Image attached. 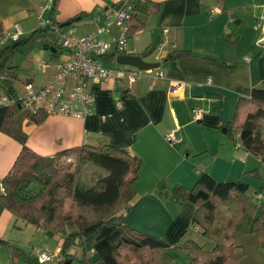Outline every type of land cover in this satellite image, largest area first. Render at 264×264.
<instances>
[{
    "label": "crops",
    "instance_id": "obj_1",
    "mask_svg": "<svg viewBox=\"0 0 264 264\" xmlns=\"http://www.w3.org/2000/svg\"><path fill=\"white\" fill-rule=\"evenodd\" d=\"M130 1L136 0H0L2 34L15 33L17 27L21 40L40 27L41 17L56 26L79 19L71 27L76 36H86L105 26L118 5ZM151 1L159 4L158 10L137 16L133 27L140 29L129 36L125 55L159 63L174 51L185 52L173 62L174 69L162 63V79L141 76L124 96L125 80L90 82L88 90L95 96V103L92 115L84 119L45 116L41 123L33 124L24 111L18 117L17 108L13 129L25 137L29 149L44 157L74 147L110 143L140 159L141 167L133 184L135 196L124 222L172 246L189 227L195 209L190 204L179 208L168 203L166 208L171 217L168 215L162 193L157 191L162 182L169 186L168 176L187 189L203 173L216 182L241 179L253 193L260 183L246 174L258 170L264 180V166L259 159L238 146L235 140L238 131L234 138L232 128L225 129L234 120L239 98H248L254 88L264 89V45L255 44L264 36L261 25L264 0L251 8L241 3L229 4L230 0L220 6L213 3L215 0ZM49 5L52 10H45ZM255 26H259L257 31ZM48 40L49 37L38 39L52 55ZM54 55L51 62L69 58L61 52ZM100 61L108 64H101L106 68L116 67L114 50ZM50 70L47 82L54 72ZM179 82H183L182 87L172 92L170 88ZM194 107L202 110L201 120H194ZM244 117L240 116V122ZM171 131L181 139L174 147L165 141ZM20 150L17 140L0 132V181ZM166 195L167 200L169 191ZM153 228L157 232H152ZM26 231L35 236L40 233V238L44 234L41 229L16 220L0 202V264H31V255L24 260L19 237ZM40 241L44 242L45 251L32 245L30 254H35L32 264H37L40 255L58 256L64 242L58 235L45 236ZM13 250L22 254H13Z\"/></svg>",
    "mask_w": 264,
    "mask_h": 264
},
{
    "label": "trees",
    "instance_id": "obj_2",
    "mask_svg": "<svg viewBox=\"0 0 264 264\" xmlns=\"http://www.w3.org/2000/svg\"><path fill=\"white\" fill-rule=\"evenodd\" d=\"M215 1L223 5L227 0ZM128 4L134 9L129 22L131 36L140 29V26L133 27L137 16L158 10L159 4L151 0L130 1ZM55 26L49 21V25L39 27L21 39L20 45L49 37L48 42L53 45L52 53L55 54L52 56L58 55L60 51L53 43ZM16 43L11 42L0 49V73L7 75L5 82L0 83V95L14 90L8 80L16 78L17 67L8 65L7 61L19 46ZM184 55L185 52L174 51L162 63L172 64ZM126 90L125 85L122 96L127 94ZM251 106L256 108L254 112H248ZM12 108L0 107V132L17 140L21 150L2 179L4 191L0 194V202L24 225L41 229L48 238L55 235L63 238L60 254L54 261L44 264H68L67 261L73 259L68 254L69 248L78 245L85 249L87 243L90 244L89 250H85L78 264H171L172 246L139 233L124 222L135 196L133 184L141 167L140 159L110 143L74 147L51 157L40 156L26 146L24 136L14 132L17 108ZM242 115L245 117L240 122ZM45 116L43 112H37L26 117L30 123L39 124ZM232 127L238 131L235 139L238 146L264 166V89L254 88L248 98H239L234 120L225 129L229 131ZM71 156L75 157V168L72 172H63L60 162ZM86 164L106 173L90 187H86L80 178L81 168ZM246 175L262 181L259 191L251 193L248 184L241 179L216 182L207 173L200 175L190 189L181 185L173 188L171 200L194 206L191 224L199 226L213 245L210 251H205L188 240L184 252L187 257H192V264L237 263L244 255L243 247L235 242L237 234H253L259 247H264V199L261 196L264 180L258 170ZM13 254L22 252L13 250Z\"/></svg>",
    "mask_w": 264,
    "mask_h": 264
},
{
    "label": "built area",
    "instance_id": "obj_3",
    "mask_svg": "<svg viewBox=\"0 0 264 264\" xmlns=\"http://www.w3.org/2000/svg\"><path fill=\"white\" fill-rule=\"evenodd\" d=\"M45 10L51 11V5L47 6ZM212 13H216L215 10H212ZM133 15V7L128 3L122 4L105 26L86 36H76L75 29L71 26L62 32L55 26L54 46L61 53L69 55L68 60L41 64L40 72L51 68L54 70L48 82L42 86L28 82L20 92L14 89L8 93H1L0 107H15L23 110L26 114L43 112L46 116L84 119L92 115L95 103V96L88 90L90 82L106 80L122 82L125 80L127 90H129L141 76L151 75L162 79V61L159 62L158 69L146 72L118 65L114 68H106L100 63L101 58L107 56L112 50L116 57L125 55L126 43L129 38V22ZM39 25L45 27L49 25V20L39 17ZM261 25L264 26V5L262 6ZM258 27L255 26L254 30L257 31ZM20 35V29L16 27L15 33L0 34V40L10 43L17 42ZM255 44L256 46L264 45V36L257 39ZM6 78L5 73H0V83H3ZM182 85L183 82H179L170 90L178 91ZM117 104L119 105L120 102ZM192 115L194 120H201L203 113L200 108L194 107ZM165 141L174 147L180 144L181 139L175 135V131H171L166 134ZM3 191V183L0 181V192L3 193ZM56 258L57 256L40 255L37 260L40 264H44L52 262Z\"/></svg>",
    "mask_w": 264,
    "mask_h": 264
},
{
    "label": "rangeland",
    "instance_id": "obj_4",
    "mask_svg": "<svg viewBox=\"0 0 264 264\" xmlns=\"http://www.w3.org/2000/svg\"><path fill=\"white\" fill-rule=\"evenodd\" d=\"M229 2V0H227ZM214 4H220L217 1H213ZM237 4L241 3L242 6L246 8H251L252 5H258L259 0H230L229 4ZM68 27L61 28V31L65 30ZM10 42H3L0 40V49H2L5 45L9 44ZM50 51H45L43 48V44L39 42L38 40L28 42L23 45H19L17 48L14 49V51L10 54V57L7 61V64L10 66L17 67L16 69V78H13L11 81L8 80L9 83H11L14 87V89L17 92H20L23 89V86L31 82L35 85H45L47 83L46 77L48 73L51 71L46 70L43 72L39 71V66L41 64H47L52 61ZM100 63L104 66H108V64L100 61ZM164 68V67H163ZM162 68V69H163ZM5 82V81H4ZM15 107L12 108L14 110ZM256 108L254 106H251L248 110V112H254ZM18 117H21L23 115V110H19L17 112ZM234 135V138L237 134L236 127H232V132ZM236 139V138H235ZM231 142V138L228 139ZM60 167L62 168L63 172L70 171L72 172L75 168V157H68L64 158L60 162ZM106 173L90 164H86L81 168L80 171V178L82 183L86 187L93 186L97 180L102 178ZM171 175V173H170ZM247 177L253 178L250 175H246ZM181 177V172H178V179ZM255 179V178H254ZM169 186H166V182H162L159 186H157L158 194L162 193V202L165 209H167L168 203L171 204V206H178L179 208H182L183 205L175 203L171 200L172 198V190L176 185H180L179 183L175 182L174 178L171 176H168L167 178ZM257 180V179H256ZM186 183V179L184 180ZM260 183V188L262 185V181L257 180ZM187 185V184H186ZM182 186V185H181ZM185 187V186H183ZM192 187V186H191ZM190 188V186H189ZM250 192L253 193V189L249 186ZM259 188V189H260ZM256 190V191H259ZM170 197L166 200V194H168ZM262 200L264 199V190L261 194ZM164 199V200H163ZM191 205V204H190ZM193 206V205H192ZM194 207V206H193ZM171 209V207H170ZM195 209V208H194ZM168 212V215L171 217V214H169V210H166ZM176 215V212L174 213ZM168 216V217H169ZM192 219V218H191ZM171 221L173 220L170 219ZM189 227L184 231V233L176 240V243L172 245V249L170 250V256L172 258L171 264H192V257L186 255L184 252V246L186 245L188 240L194 241L197 245L201 246L205 251H210L212 249V243L208 241V239L202 234V231L199 226H192L191 222L189 223ZM150 229L148 226L146 227ZM149 231V230H147ZM152 232H155L156 230L153 228L151 230ZM142 234L154 236L152 234H148L145 232H140ZM157 232V231H156ZM21 238V243L23 244L24 249V260L30 258L31 255V261L30 263H33V258L35 256L34 252L31 253V246L34 245L35 249H39L40 251H45V244L43 241H40L41 238H45V234L42 233L40 238V233L36 236L34 233H29V231H26L25 235L22 234L19 236ZM155 237V236H154ZM161 241H163L160 238H157ZM31 242V244H29ZM164 242V241H163ZM235 242L242 246L244 249V255L242 258L237 262L238 264H264V247H259L257 237L253 234H237L235 236ZM90 247V244H85V249L83 246H71L68 250V254L73 256V259L67 261L68 264H78V261L82 259L83 254L85 253V250L88 251ZM60 250H58L57 254H60ZM49 256V255H47ZM38 258V257H37ZM37 260V259H36ZM37 262V261H36ZM236 262L229 261L226 264H237ZM27 264V263H26ZM37 264H39L37 262Z\"/></svg>",
    "mask_w": 264,
    "mask_h": 264
},
{
    "label": "water",
    "instance_id": "obj_5",
    "mask_svg": "<svg viewBox=\"0 0 264 264\" xmlns=\"http://www.w3.org/2000/svg\"><path fill=\"white\" fill-rule=\"evenodd\" d=\"M122 5H118L115 8V11H117ZM79 19L73 20V22H77ZM70 25V22H66L64 24H61L59 28H65ZM22 40L17 41L16 44L20 45L22 44ZM15 44L13 45V47ZM53 48V47H52ZM51 48V50H52ZM116 65L118 66H125V67H131L138 69L140 71L146 72V71H153L159 68V63H148L144 61V57L142 56H134V55H120L116 57ZM170 67L174 69V63L170 64Z\"/></svg>",
    "mask_w": 264,
    "mask_h": 264
}]
</instances>
